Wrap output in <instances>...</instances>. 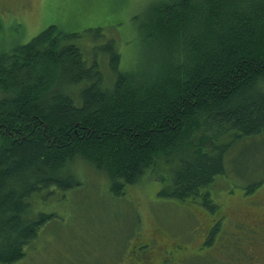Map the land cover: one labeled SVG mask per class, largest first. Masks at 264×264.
Here are the masks:
<instances>
[{"label":"trees","instance_id":"obj_1","mask_svg":"<svg viewBox=\"0 0 264 264\" xmlns=\"http://www.w3.org/2000/svg\"><path fill=\"white\" fill-rule=\"evenodd\" d=\"M142 16L134 62L96 49L109 79L54 25L1 55L0 264L53 218L33 197L79 185L77 160L120 196L164 158L159 196L214 212L226 140L264 135V0H155Z\"/></svg>","mask_w":264,"mask_h":264},{"label":"rangeland","instance_id":"obj_2","mask_svg":"<svg viewBox=\"0 0 264 264\" xmlns=\"http://www.w3.org/2000/svg\"><path fill=\"white\" fill-rule=\"evenodd\" d=\"M152 1L0 0V57L54 25L73 35L71 42L82 48L88 61L96 55L102 74L109 79L108 55L96 49L113 40L120 67L127 59L134 62L140 50L138 24ZM225 143L229 144L225 173L210 186L217 205L214 212L194 202L159 196L166 183L161 177L170 175L172 168L164 164V158L120 196L110 190L103 172L75 161L68 171L79 185L51 187L33 197L35 210L53 218L28 244L22 264H99L138 233L149 238L159 230L166 239L186 246L183 264H248L252 255L264 264L262 229L249 235L245 227V221L253 225L251 220L264 216V135L228 138ZM203 239L211 244L202 248Z\"/></svg>","mask_w":264,"mask_h":264},{"label":"flooded vegetation","instance_id":"obj_3","mask_svg":"<svg viewBox=\"0 0 264 264\" xmlns=\"http://www.w3.org/2000/svg\"><path fill=\"white\" fill-rule=\"evenodd\" d=\"M251 221L253 222V225H250L249 222L245 221V227L247 228L249 235L253 232L260 234L257 230L262 229V234L259 236H263L264 216L258 217L257 221ZM159 231L160 233L157 234V231H152L151 235L155 234L156 236H150L149 238H144V233L137 232L138 236L134 237L127 246H124V248L114 255L109 256L108 259L102 260L99 264H183V254L185 250H188L186 249V246L180 244L179 240L166 239L165 235L163 236V232L161 230ZM210 233L211 230L208 231L207 239L209 238ZM203 241L204 239L202 242ZM188 247L191 249L190 246ZM259 260L258 257L252 255L249 258L248 264H258ZM23 261L24 259H19L15 264H22Z\"/></svg>","mask_w":264,"mask_h":264}]
</instances>
